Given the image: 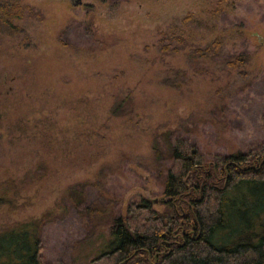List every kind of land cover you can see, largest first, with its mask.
<instances>
[{"label": "rangeland", "instance_id": "rangeland-1", "mask_svg": "<svg viewBox=\"0 0 264 264\" xmlns=\"http://www.w3.org/2000/svg\"><path fill=\"white\" fill-rule=\"evenodd\" d=\"M75 1L21 0L34 14L0 31V231L32 223L46 258L88 264L109 240L105 212L164 197L173 131L207 155L263 136L264 0ZM189 13L215 27L189 28ZM181 29L185 48L162 53ZM210 44L198 71L191 51ZM241 51L243 70L220 65Z\"/></svg>", "mask_w": 264, "mask_h": 264}, {"label": "trees", "instance_id": "trees-1", "mask_svg": "<svg viewBox=\"0 0 264 264\" xmlns=\"http://www.w3.org/2000/svg\"><path fill=\"white\" fill-rule=\"evenodd\" d=\"M104 1L114 12L122 0ZM33 10L21 0H0V31L18 32L16 19ZM181 21L189 28L215 27L192 13ZM172 34L164 36L168 42L162 38V53H177L187 45L182 29ZM212 44L218 50L221 39ZM212 51L211 44L194 48L190 62L198 71H208ZM250 59V53L241 51L219 61L224 68L243 70ZM168 148V162L159 170L164 200L142 196L130 200L125 213L105 212L111 221L103 224V237L105 233L109 240L88 264H264V134L245 148L207 155L191 137L173 131ZM11 187L0 188V205L8 201ZM34 226L26 222L0 231V264H68L44 256Z\"/></svg>", "mask_w": 264, "mask_h": 264}, {"label": "water", "instance_id": "water-1", "mask_svg": "<svg viewBox=\"0 0 264 264\" xmlns=\"http://www.w3.org/2000/svg\"><path fill=\"white\" fill-rule=\"evenodd\" d=\"M155 202H157L159 199L158 198H154L153 199ZM160 200H164V197H162Z\"/></svg>", "mask_w": 264, "mask_h": 264}]
</instances>
